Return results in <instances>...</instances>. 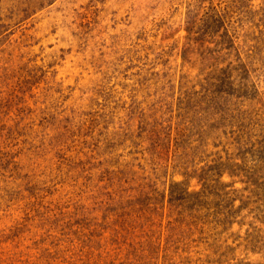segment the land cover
<instances>
[{
	"label": "rangeland",
	"instance_id": "rangeland-1",
	"mask_svg": "<svg viewBox=\"0 0 264 264\" xmlns=\"http://www.w3.org/2000/svg\"><path fill=\"white\" fill-rule=\"evenodd\" d=\"M259 155L264 0H0V264H264Z\"/></svg>",
	"mask_w": 264,
	"mask_h": 264
},
{
	"label": "trees",
	"instance_id": "trees-1",
	"mask_svg": "<svg viewBox=\"0 0 264 264\" xmlns=\"http://www.w3.org/2000/svg\"><path fill=\"white\" fill-rule=\"evenodd\" d=\"M217 20L220 19V17L214 16ZM223 113L225 114L224 116V122H226L223 126L222 123L216 127V129L220 128L221 133L223 134L224 137H228L226 142H223V140H219L215 146L217 147V150L215 151V159L223 163V152L226 151L227 146H231L232 144L234 145H239V146H246V144L249 143V139L247 137L249 133V128L248 124H245L243 122V119H240V112L236 111L235 108L227 107L225 110H222ZM223 145V147L220 149V145ZM230 144V145H228ZM228 154V152L226 151ZM243 164L244 162L246 163V159L248 157V154H243ZM264 157V156H263ZM228 158V157H227ZM254 159V158H253ZM264 159L261 158L259 155L256 159L253 161V170H258V178H249L246 180L249 185H251L253 188L252 190L256 192V198L253 200V204L250 207L249 213H252L254 217V221L257 222L258 224H255L254 227L258 228L259 231H264L262 229L264 226V171L261 170V167L257 165L259 162H261ZM242 163H238V168L236 169H243L240 168ZM233 166H230V171L233 173L235 171L232 170ZM239 173H242L243 170H236ZM255 173V172H254ZM219 175L223 176L224 174L219 171ZM199 209V208H197ZM233 208L230 204L226 203L223 204L221 203L220 206L214 208L212 210V214L215 216L216 221L219 223H226L227 221H230V213L232 212ZM201 211H198L196 214L192 215V220L195 221L198 218L202 217ZM262 224V225H260Z\"/></svg>",
	"mask_w": 264,
	"mask_h": 264
}]
</instances>
